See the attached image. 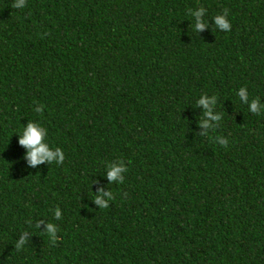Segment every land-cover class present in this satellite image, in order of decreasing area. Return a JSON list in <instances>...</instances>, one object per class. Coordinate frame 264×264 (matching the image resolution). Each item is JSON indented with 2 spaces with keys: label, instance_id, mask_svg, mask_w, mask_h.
Returning a JSON list of instances; mask_svg holds the SVG:
<instances>
[{
  "label": "trees",
  "instance_id": "obj_1",
  "mask_svg": "<svg viewBox=\"0 0 264 264\" xmlns=\"http://www.w3.org/2000/svg\"><path fill=\"white\" fill-rule=\"evenodd\" d=\"M14 2L0 0V264H264V111L237 95L264 104V0ZM225 11L230 31L211 21ZM205 94L221 116L207 130ZM29 120L63 163L27 166Z\"/></svg>",
  "mask_w": 264,
  "mask_h": 264
},
{
  "label": "clouds",
  "instance_id": "obj_2",
  "mask_svg": "<svg viewBox=\"0 0 264 264\" xmlns=\"http://www.w3.org/2000/svg\"><path fill=\"white\" fill-rule=\"evenodd\" d=\"M25 6V0H15L13 7L23 8ZM192 16L191 27L192 29L200 33L209 26V21L205 19L206 9L199 7L190 11ZM214 22L215 28L221 31L231 30V21L228 17L227 11L222 14L215 15L212 20ZM237 95L240 101L248 105V109L251 113L260 114L264 111V104H262L258 99L249 100V94L247 87H241ZM217 103L216 96L201 95L196 104L201 106L204 110V118L200 121L201 127L205 130L213 126L212 122H218L221 116L215 113L214 108ZM36 112L42 111V105H37L34 109ZM19 134L18 143L21 147L25 149L23 160L26 162L28 167L36 168L39 165L50 164L55 162L57 164L63 163L65 159V153L60 147H52L47 140L48 129L39 121L29 120L27 124H24L22 131L17 132ZM221 144H226L227 141L221 139ZM106 176L107 179L113 183H122L125 179L124 173L127 172V167L122 161L109 162L106 164ZM107 197V199H105ZM114 199L113 193L109 190L105 192L103 189L99 191V194L94 196L95 203L100 205V207H107L109 201ZM55 219L59 220L61 218V209L57 207L54 212ZM44 226V230L47 231L51 236H55L57 231V226L53 223H40L39 227ZM26 237L22 236L17 244V247L25 243Z\"/></svg>",
  "mask_w": 264,
  "mask_h": 264
}]
</instances>
